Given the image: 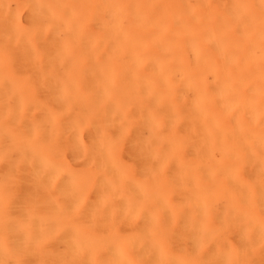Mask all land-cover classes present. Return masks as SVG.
Here are the masks:
<instances>
[{"label": "bare ground", "instance_id": "obj_1", "mask_svg": "<svg viewBox=\"0 0 264 264\" xmlns=\"http://www.w3.org/2000/svg\"><path fill=\"white\" fill-rule=\"evenodd\" d=\"M0 264H264V0H0Z\"/></svg>", "mask_w": 264, "mask_h": 264}]
</instances>
